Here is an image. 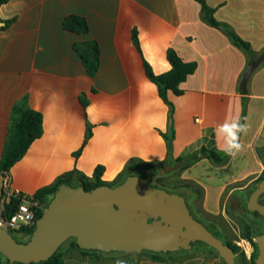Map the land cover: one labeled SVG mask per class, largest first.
<instances>
[{"label": "crops", "instance_id": "obj_1", "mask_svg": "<svg viewBox=\"0 0 264 264\" xmlns=\"http://www.w3.org/2000/svg\"><path fill=\"white\" fill-rule=\"evenodd\" d=\"M205 1L253 51H264V0ZM73 17L86 20L87 33L76 32ZM0 19L13 21L0 28V162L14 107L25 104L43 115V135L7 175L12 189L34 196L72 171L91 178L99 166L102 180L115 183L128 172L139 174L147 164L164 162L170 108L147 77L144 60L156 75L166 73L172 48L184 62L197 64L180 85L184 94L170 95L173 159L202 147L223 152L216 130L226 119L241 117L246 100L248 132L240 137L241 151L226 165L203 158L183 171L175 166L161 171L169 185L165 189L184 196L196 216L222 232L229 201L264 174V156L258 153L264 148V64L242 95L247 56L203 21L196 0H9L0 7ZM95 45L100 57L91 76L84 59L94 61ZM89 126L92 136L84 146ZM9 201L2 197L1 215ZM72 250L66 248L64 264L102 262L100 253L83 256ZM198 259V264H223L213 254ZM139 264L181 263L149 257Z\"/></svg>", "mask_w": 264, "mask_h": 264}, {"label": "water", "instance_id": "obj_2", "mask_svg": "<svg viewBox=\"0 0 264 264\" xmlns=\"http://www.w3.org/2000/svg\"><path fill=\"white\" fill-rule=\"evenodd\" d=\"M4 26L0 19V28ZM263 63L264 53L248 63L239 86L242 95L248 94L250 78ZM4 181L5 175L0 174V208ZM263 194L264 181L249 197L248 208L264 216V205L258 202ZM0 229V253L11 262L24 264L49 259L73 238L83 250L133 255L176 252L201 241L216 249L226 264H236L237 258L230 245L192 216L184 196L151 185L139 175L116 187L106 185L91 191L62 185L36 220V230L27 244L5 233L7 226ZM255 243L259 251L255 264H264V234ZM5 246H10L13 254Z\"/></svg>", "mask_w": 264, "mask_h": 264}, {"label": "trees", "instance_id": "obj_3", "mask_svg": "<svg viewBox=\"0 0 264 264\" xmlns=\"http://www.w3.org/2000/svg\"><path fill=\"white\" fill-rule=\"evenodd\" d=\"M196 1L199 2L202 6L203 21L207 25L224 32L229 37L231 42L245 53L248 59V63L256 60L258 57H260L264 53V51L262 53H256L255 51H253V49L251 48V45L248 42L244 41L229 24L218 21L215 17V9L211 8L206 3L205 0H196ZM8 2L9 0H0V7L4 4H7ZM73 18L76 21V32L87 33L88 25H87L86 20L78 18V17H73ZM12 22L13 21H7L5 24L6 26H9L10 24H12ZM132 38H133V42L136 48L139 50L140 53H142L139 38H138V33L136 31H133ZM99 57H100L99 49L97 45H95L94 46V61H88L84 59L85 65L91 76H93L94 73L97 72V68H98L97 63H98ZM167 59L171 65V69L168 72L160 74V75H156L153 72L149 63L144 60V67H145L147 77L149 78L151 82L157 85L160 98L170 108L169 128H168L167 134L164 135L167 141V145H168V156L166 160L158 164L145 165L144 171L139 174L128 172L124 176V178L120 179L116 183H108L102 180V176L104 172V168L102 166L97 167L94 175L91 178L81 175L78 171L69 172L61 176L52 186L44 187L40 189L34 195V197L37 200H39L40 203L42 204V208L37 211L36 220L43 213V211L49 207L52 199L54 198V195L57 193V191L62 185H68L73 188L83 186L87 191H91L97 187L106 186V185H109L111 187H116L122 184L128 177L133 176V175H139V176L145 177L149 184L154 185L158 188L165 189L164 186L159 185L157 182V180L162 178L161 170H162V167L164 166H175L178 171H183L193 166L194 164H196L203 158L209 159L216 166H223L229 162L231 156L226 155L224 152H218L215 150L208 149L206 147H202L199 150L189 155H186V156H180L176 159L172 158V143L175 138V127H174L175 106L173 102L170 100V95L173 94L175 96H182L184 94V91L180 88V85L187 80L189 75H192L195 72L197 68V64L195 62H191V63L184 62L181 59V57L178 55V53L172 48H169L167 51ZM83 104L85 107L87 106L86 101H84ZM245 113H246V100L243 102V111L241 115L242 122H244ZM42 135H43V115L38 111L30 109L25 104L14 107L13 115H12V124L10 127L9 142L5 149L3 158L0 162V174H4L5 176H7L11 168L25 156V154L27 153L32 143L35 140L39 139ZM91 136H92V131L89 126L88 131L86 133L84 146L86 145L88 140L91 138ZM80 153H81V150L77 153V155H79ZM258 153L259 155L264 156V148L259 149ZM262 181H264V174L261 175L256 180V185H259V183H261ZM167 191L171 192L169 190ZM248 198H249V195L246 197L244 201H242V206H246ZM19 203H20L19 199L12 197L10 201L5 204V210L3 212V216L10 217L18 208ZM35 230H36V225L24 231L27 234L28 239L26 241H22V242L18 241V242L23 243V244L29 243L31 238L34 235ZM209 231H211L213 235H215L217 238L221 239L222 241H225L224 243L230 245L236 254L239 252V247L236 246L235 244H232L226 241L222 235V232L220 231L215 232L213 230H209ZM11 232L13 233V231ZM246 236L248 239L251 240L254 247L256 248V251L254 252L250 260L252 264H255V261L258 257L257 245L253 241V238L251 235L247 234ZM200 243L201 245L206 246L205 247L206 249L204 251H207V250L212 251L218 255V252L216 249L212 248L211 246L207 245L204 242H200ZM67 247H69V249L78 251L83 256H87V255L92 256V255L99 254V253L103 255L126 254L122 252L104 253V252L95 251V250H83L78 246L76 239L73 238V239H69L66 243H64L58 249V251L49 259L45 261H41L39 263L31 262L28 264H64L65 251ZM143 253L150 254L153 260L160 261V262H163L164 257H167V254H168V253H154V252H148V251H143L141 254ZM139 255H135V256H139ZM221 260L223 264H226L222 258ZM130 262L131 264H139V259L133 258ZM7 264H24V263L11 262L8 259Z\"/></svg>", "mask_w": 264, "mask_h": 264}, {"label": "rangeland", "instance_id": "obj_4", "mask_svg": "<svg viewBox=\"0 0 264 264\" xmlns=\"http://www.w3.org/2000/svg\"><path fill=\"white\" fill-rule=\"evenodd\" d=\"M163 171V170H161ZM165 174V171H164ZM158 184L161 186H166L169 187L167 181L164 178H161L159 180H157ZM116 183V182H115ZM248 196V190H246L243 194H242V201H244L246 199V197ZM236 196L234 198L231 199V201H229V212L227 214V219L223 222L224 224H222V232L226 238V241L235 244L236 246L238 242H241V239L247 238V234L245 231V222L244 220L239 216L240 213L242 212V208H240V205H238L237 201H236ZM7 234H9L12 238H14L17 242H22L23 240L21 239V237L19 236V234H15L12 232H5ZM18 242V243H19ZM6 247V251L7 252H11V247L10 246H5ZM205 245H200L198 248L200 250L199 255H187L185 257H166L169 260H173L175 262H179L181 264H198L196 262L199 261L198 258H204V256L206 254H213L215 256H218L215 252L212 251H204L206 248ZM239 247V246H238ZM72 252L75 253L74 250H72ZM11 254H13V252H11ZM102 258V262L101 264H104L106 261L107 262H112V261H117V260H132L133 258L136 259H141V258H149L151 257L150 254L147 253H143L140 254L139 256H135L133 254H110V255H103L100 254ZM237 258H238V264H251V261L248 260L244 254V252L242 251V249L239 247V252L237 253ZM7 260L8 257L0 254V262L1 264H7Z\"/></svg>", "mask_w": 264, "mask_h": 264}, {"label": "built area", "instance_id": "obj_5", "mask_svg": "<svg viewBox=\"0 0 264 264\" xmlns=\"http://www.w3.org/2000/svg\"><path fill=\"white\" fill-rule=\"evenodd\" d=\"M3 196L8 199L15 197L20 200V203L10 217L0 215V227L7 226L9 231L24 233L27 237L24 231L36 225V214L42 208V204L34 196L25 195L20 191L12 189L11 180L8 176H5ZM237 245L249 260L252 254V247L249 240L246 238L241 239V242H238Z\"/></svg>", "mask_w": 264, "mask_h": 264}, {"label": "flooded vegetation", "instance_id": "obj_6", "mask_svg": "<svg viewBox=\"0 0 264 264\" xmlns=\"http://www.w3.org/2000/svg\"><path fill=\"white\" fill-rule=\"evenodd\" d=\"M261 183H259V185H256V181L250 186V188L248 189V195L249 197L251 196V194L260 186ZM236 201L238 203V205H240V208H242V212L240 213L239 216L244 220L245 222V231L246 234L251 235L253 238V241L255 242V239L264 234V216L261 215L258 211H254V210H250L248 208V201L246 203V206H242V193H239L236 196ZM186 199V198H185ZM249 200V198H248ZM231 201V200H230ZM187 206L190 210V213L192 214V216L201 224H203L206 228H208V230H213L215 232H218L219 230L217 229V226L211 222V223H204L198 216H196L190 205L189 202L187 201ZM259 204L264 205V194L260 196L259 198ZM229 204L226 207V211L227 213L230 211L229 210ZM223 237L225 238L224 234L222 233ZM248 239V238H246ZM226 240V238H225ZM251 247H252V254H251V258L254 254V252L256 251V248L254 247L253 243L251 242L250 239H248ZM201 241H193L191 242V247L189 249H185V248H180V250L176 251V252H168L167 256L168 257H185L187 255H199L200 250H199V246L201 245L200 243ZM225 242V241H223ZM226 244V243H225ZM257 245V244H256ZM258 249V247H257ZM188 253V254H187ZM187 254V255H186ZM259 254V251H258ZM251 258L249 260H251ZM236 264H238V258H236ZM252 264V263H251Z\"/></svg>", "mask_w": 264, "mask_h": 264}, {"label": "clouds", "instance_id": "obj_7", "mask_svg": "<svg viewBox=\"0 0 264 264\" xmlns=\"http://www.w3.org/2000/svg\"><path fill=\"white\" fill-rule=\"evenodd\" d=\"M246 120V118H244ZM249 125L242 122L241 117H233L225 120L217 130V135L223 140L222 151L229 156H235L242 149L240 137L247 134ZM116 264H126L124 260H117Z\"/></svg>", "mask_w": 264, "mask_h": 264}]
</instances>
